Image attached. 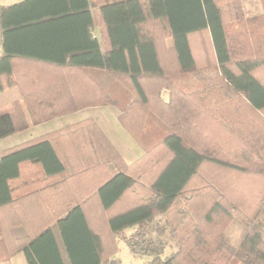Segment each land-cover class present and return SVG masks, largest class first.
<instances>
[{
    "label": "trees",
    "instance_id": "16d2710c",
    "mask_svg": "<svg viewBox=\"0 0 264 264\" xmlns=\"http://www.w3.org/2000/svg\"><path fill=\"white\" fill-rule=\"evenodd\" d=\"M39 2L1 6L0 92L17 84L7 36L41 22L38 14L20 17ZM100 6L111 51L103 53L94 39L71 63L110 71L135 96L119 119L136 139L149 112L171 133L132 165L91 119L6 150L0 158V264H12L19 252L28 264H121L110 259L116 237L134 254L150 256L149 264H264V166L257 165L264 163V39H252L256 27L264 30V16L245 18L240 0H107ZM198 55H206L203 68L217 74L186 93L170 76L199 70ZM97 87L103 98L96 103L116 102ZM32 111L38 121L60 114ZM15 131L11 116L0 115V139ZM208 165L242 173V180L229 186L204 177ZM92 198L112 214L110 241L102 220L87 217L83 205ZM157 215L165 221L154 230ZM235 219L246 231L233 248L223 234ZM136 225L127 236L125 229ZM168 229L178 249L163 257L151 235Z\"/></svg>",
    "mask_w": 264,
    "mask_h": 264
},
{
    "label": "crops",
    "instance_id": "0c3cea01",
    "mask_svg": "<svg viewBox=\"0 0 264 264\" xmlns=\"http://www.w3.org/2000/svg\"><path fill=\"white\" fill-rule=\"evenodd\" d=\"M22 1L7 0V3L0 5V9L1 6ZM41 1L33 5L32 13H20V17L24 18L38 14L42 17L41 22L26 26L27 28L23 25L9 33L6 39L7 48L15 52L12 60L17 84L0 92V115L9 114L16 131L0 139V158L8 149L36 142L45 135L91 119L102 129L126 164L132 165L139 161L146 151L119 119L123 107L133 101V94L110 71L71 63L73 57H78L84 49L87 51L93 47L94 39L98 40L103 53L111 51L108 28L100 9V2L107 0H88L86 7L84 0H68V4L65 0ZM242 7L245 12L264 10L258 0H242ZM86 10L91 14L90 24ZM167 42L168 47H171L172 39L169 38ZM4 43L0 23V56L4 54ZM97 86L112 95L116 102L96 103L103 98ZM32 106L46 107L50 112L58 111L60 114L38 121ZM154 128L155 126L150 128L151 137L157 135ZM169 133L171 131H167L164 137ZM65 152L63 148L60 150L61 154ZM70 197L75 198L72 194ZM83 206L89 219L102 220L101 223L107 230L105 238L110 241L112 234L108 229L107 218L112 214L104 212L96 198L86 201ZM122 209L124 208L120 206L113 210V214ZM158 218L163 216L157 215L155 220ZM126 229L125 234L130 236L138 230V226H134L129 235ZM114 254L110 259L121 263L113 257ZM16 256L17 254L12 257V264Z\"/></svg>",
    "mask_w": 264,
    "mask_h": 264
},
{
    "label": "rangeland",
    "instance_id": "374dc122",
    "mask_svg": "<svg viewBox=\"0 0 264 264\" xmlns=\"http://www.w3.org/2000/svg\"><path fill=\"white\" fill-rule=\"evenodd\" d=\"M240 1H241V5H242V0H240ZM2 3H7V0H0V5H2ZM258 3H259V5H260V3H262V5L264 6V0H258ZM243 13H244L245 18H250V19L251 18H260V17L264 16V10L263 11H254V12H252V11H250V12L246 11L245 12L243 10ZM253 13H255V15H252ZM255 31H256V34L253 35V37H252L253 40H254L255 35H256L255 40L262 39V37L264 39V30L263 29L258 30L256 27ZM168 39L169 38L166 39V47L168 46L167 45ZM263 46H264V43H263ZM163 54L165 55L164 52H163ZM199 55H200V53H199ZM199 57L201 59H203V60H200V64L202 67L199 70L189 72V73L176 72L170 76V78L174 81V83L179 88L184 90V92H186V93H192L196 90L201 89L203 87V79L204 78L215 77L217 74V70L215 68H207V69L203 68L207 62V60L205 59L206 55L199 56ZM173 67H175V65ZM127 91L132 95V93L128 89H127ZM162 94H163V97L165 99H168L169 91L163 90ZM132 97L134 98L135 96L132 95ZM125 107L126 106H124L123 109H125ZM154 126H155L154 129L157 132V135L151 137L150 128H152ZM167 131H171V128L168 125H166L165 123H163L160 119H158L152 112H149V114L147 115V120L145 122L143 130L140 132L141 133L140 138L139 139H136L135 137L134 138L142 145V147H144V149L146 151L145 152V155H146V153H148L150 150H152L153 146L155 144H157L164 137V135ZM257 165L258 166H264V163H261V161H260V163H257ZM246 166H248V165H246ZM138 168H140V167H138ZM202 174L204 177L205 176L210 177V176L214 175L215 179H217V181L219 183H226L229 186L232 185L231 182L235 183L237 181H241L242 177H243L242 173H239L236 171H231V170L225 169L224 167H219V166L214 167L212 165L204 166L202 169ZM238 179H240V180H238ZM250 181L253 182L252 179L250 178L247 181V183ZM138 190L141 194H146L145 191L142 190L139 186H138ZM260 219L263 220V222H264L263 216H260ZM157 221L158 222L160 221V222L157 224ZM164 221H165L164 217L156 219L155 223L152 226V229L156 230V228L161 227V225L164 224L163 223ZM133 229H134V226L128 227L126 229L127 234L129 235L133 231ZM245 231H246V228H245L244 224H242L241 222H239L235 219V220L231 221L227 225V227L225 228L224 234H223V241L230 244V246H232L233 248H236L237 244L240 242L243 235L245 234ZM160 233L161 234H159L156 231H153V234L151 236L156 240L157 245L163 248V257L170 256L173 252H175L178 249V243H177L176 239L174 238V236L172 235L171 229H168V230L164 231L163 233L162 232H160ZM159 240H160V242H159ZM115 242H116L117 250L114 252L115 254L113 253L114 254L113 257L120 260L121 264H149V260H151V257L148 255H142L139 258L138 255L134 254L131 251L130 245L123 238L117 237L115 239ZM13 264H27V260H26L23 252H20L17 254V256L13 260ZM232 264H241V263L239 261H234Z\"/></svg>",
    "mask_w": 264,
    "mask_h": 264
}]
</instances>
